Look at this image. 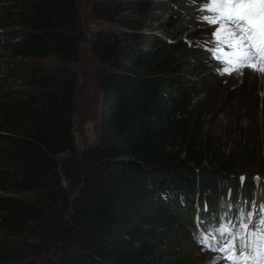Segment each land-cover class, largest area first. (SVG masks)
Listing matches in <instances>:
<instances>
[{"label":"trees","instance_id":"obj_1","mask_svg":"<svg viewBox=\"0 0 264 264\" xmlns=\"http://www.w3.org/2000/svg\"><path fill=\"white\" fill-rule=\"evenodd\" d=\"M158 10L189 8L182 0L92 3L93 19L119 30L92 36L98 135L77 153L75 0H0V264H188L201 238H247L241 214L247 221L253 205L264 210V181L232 176L244 168L247 141L224 155L203 137L209 77L181 57L191 47L145 33L151 22L165 25ZM47 57L56 65L36 62ZM253 114L264 129V99ZM26 192L32 200L10 196Z\"/></svg>","mask_w":264,"mask_h":264},{"label":"rangeland","instance_id":"obj_2","mask_svg":"<svg viewBox=\"0 0 264 264\" xmlns=\"http://www.w3.org/2000/svg\"><path fill=\"white\" fill-rule=\"evenodd\" d=\"M95 1L75 0L79 25L83 34L78 47L77 60L69 65L76 75L72 107V135L77 153L93 145L98 135L100 93L93 77L97 63L89 50L92 36L98 30H119L111 23L93 19L90 7ZM182 1L189 10L178 14L169 11L164 13L159 10L154 12L159 20L165 22V25L161 27L159 23L151 22L152 29L145 33H151L156 38L165 41L182 42L185 46L191 47L192 51L189 52L186 49L182 52L181 57L189 60L191 66L197 67L200 70V75L208 76L211 83L208 89L201 93L204 100L202 103L206 108L199 124V130L203 137L208 135L213 139L215 148L224 155L229 153L227 149L231 147V142L240 144L247 141V154H238L243 161L244 168L235 170L232 176L237 181H243L242 178L246 177L252 180V183L258 184L261 180L264 181V167H258L262 162L261 159H264V129L254 126V122L250 120L254 115L256 101L261 102V99L262 101L264 99V71L259 70L264 69V54L256 55L255 59L246 54L247 47L251 46L255 49V46L260 43L258 34L256 39L249 36L251 29L248 28L247 21L244 33L240 36L230 34L234 30V26L229 23L228 16L230 15L229 11H232L231 15H235L233 7L226 13L222 6L218 5V1ZM213 20L216 21V24L211 23ZM256 20L258 22V17ZM220 25H223V28L220 30L219 39H217L214 33ZM241 37L248 40V45L241 44ZM195 45L198 46L197 50L194 49ZM205 46L211 48L208 60H203L201 57L205 53ZM228 53H231V56L226 55ZM36 62L45 67L56 65V61L51 57L38 59ZM248 64H256L257 70L248 67ZM226 68L229 70L228 72H224ZM240 105L243 107L240 108ZM244 116L248 119L240 121ZM257 152L258 154H256ZM62 184L64 185L63 181ZM10 196L15 200L30 201L34 193L26 192ZM255 196H260L259 190L255 192ZM251 217V222L253 219L254 222L259 219L258 228L264 232L261 224L264 221V211L252 212ZM250 224L245 229L246 233L250 229ZM261 237L264 240V235ZM220 247L209 248L205 244L193 243L188 264H233V261L234 264L244 263L238 261L244 260L242 255L234 257L232 252L225 253L218 250ZM250 251L251 247L245 249L247 256H250ZM251 259L254 261L244 264H263L264 253L259 261H256V257H251ZM33 263L45 264L46 259H33Z\"/></svg>","mask_w":264,"mask_h":264},{"label":"snow or ice","instance_id":"obj_3","mask_svg":"<svg viewBox=\"0 0 264 264\" xmlns=\"http://www.w3.org/2000/svg\"><path fill=\"white\" fill-rule=\"evenodd\" d=\"M224 3L232 5L233 9L235 10V15H229L228 21L230 24L234 26V30L231 31L232 36H240L242 33L246 31L245 29V22L247 21L248 28L251 29L249 32V36L253 39L257 38V34L260 40V43L253 47H247L246 54L255 59L256 55L264 54V0H224ZM258 17V22L256 18ZM211 23L216 24V21L213 20ZM223 28V25H220L217 30L215 31L214 35L219 39L220 30ZM238 30V31H237ZM241 44L248 45V40L241 37ZM231 47V45H229ZM255 53V54H254ZM226 55L231 56V53ZM231 62V61H230ZM248 67L252 68L253 70H257L256 64H248ZM264 71V69H259ZM229 70L226 68L224 72H228ZM243 179V178H242ZM251 214H249L247 221L244 219V214H241V221L239 227L247 228L251 223ZM259 219L256 227L251 229V234L256 235L257 227H259ZM227 224H222L218 229L221 237L225 236L228 230ZM261 235H264V232H261ZM237 239L243 240V247H240L237 244ZM201 244H208L206 238L200 239ZM225 242L221 241V251L228 253L232 252L234 257H239L240 255H247L245 249L249 246V240L240 237V233L236 232L233 236L232 240L227 241L226 246ZM209 248H216L215 244H208ZM234 264V261H233Z\"/></svg>","mask_w":264,"mask_h":264},{"label":"water","instance_id":"obj_4","mask_svg":"<svg viewBox=\"0 0 264 264\" xmlns=\"http://www.w3.org/2000/svg\"><path fill=\"white\" fill-rule=\"evenodd\" d=\"M1 195V194H0Z\"/></svg>","mask_w":264,"mask_h":264}]
</instances>
